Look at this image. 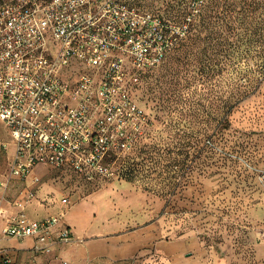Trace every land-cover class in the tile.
<instances>
[{"label":"rangeland","instance_id":"obj_1","mask_svg":"<svg viewBox=\"0 0 264 264\" xmlns=\"http://www.w3.org/2000/svg\"><path fill=\"white\" fill-rule=\"evenodd\" d=\"M122 1L164 24H172L182 1L194 3ZM205 2L198 11L213 6L214 16L224 11L228 23L216 17L197 39L176 41L160 65L141 76L132 97L145 118L133 144L107 157L114 176L87 182L68 169L39 166L40 183L32 189H50L44 199L35 193L31 200L60 205L67 198L65 210L52 215L57 218L85 206L93 221L125 228L158 222L163 239L196 237L219 264H264V80L246 81H254L264 55V0ZM10 143L0 126V175L9 170ZM26 215L41 217L35 209ZM33 246L32 256L51 253Z\"/></svg>","mask_w":264,"mask_h":264},{"label":"built area","instance_id":"obj_2","mask_svg":"<svg viewBox=\"0 0 264 264\" xmlns=\"http://www.w3.org/2000/svg\"><path fill=\"white\" fill-rule=\"evenodd\" d=\"M193 1L196 13L203 0ZM171 26L122 0H0V126L12 147L0 186L30 180L24 197L7 202L13 211L0 198V238L33 240L42 254L75 242L61 218L27 217L34 169H68L87 182L114 176L107 157L133 144L145 118L132 90L185 27Z\"/></svg>","mask_w":264,"mask_h":264},{"label":"crops","instance_id":"obj_3","mask_svg":"<svg viewBox=\"0 0 264 264\" xmlns=\"http://www.w3.org/2000/svg\"><path fill=\"white\" fill-rule=\"evenodd\" d=\"M26 185L20 179L10 180L7 188L0 186V198L7 203L24 197ZM33 189L35 196L42 200L50 188ZM29 209L40 210V219L65 210L61 203L42 205L38 199L27 204L26 212ZM88 212L85 206L65 211L61 223L71 228L76 240L69 245L53 246L48 256H32L29 248L33 240L0 238V264L5 256L11 259V264H31L33 257L37 264H61L60 259H66L69 264H219L215 255L202 248L196 237L165 240L158 222L125 228L118 222L93 221Z\"/></svg>","mask_w":264,"mask_h":264},{"label":"trees","instance_id":"obj_4","mask_svg":"<svg viewBox=\"0 0 264 264\" xmlns=\"http://www.w3.org/2000/svg\"><path fill=\"white\" fill-rule=\"evenodd\" d=\"M208 2V0H206ZM205 2V4H207ZM207 5L204 6V8L200 9L199 11L195 13L194 8L192 7L191 3H186L185 1H182L181 4H179L180 9L174 14L173 19H171L172 24L182 29V26H185L180 34L176 36V41H181L183 39H189L190 41L193 39H197L201 35V29H204V27L213 26V24L216 23L215 18L217 17L219 21L223 22V24H226L228 22H224L227 18L226 13L224 11L222 12V15L214 16L213 6L210 7V9L205 11ZM189 41V42H190ZM259 58L261 59V63H258L257 65V71L252 74V77L254 78V81H248V78L246 79L247 82L250 83H258L261 82V80H264V55H259Z\"/></svg>","mask_w":264,"mask_h":264}]
</instances>
